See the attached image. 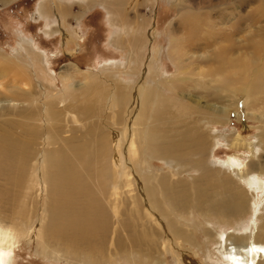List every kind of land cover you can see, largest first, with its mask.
I'll list each match as a JSON object with an SVG mask.
<instances>
[{
  "label": "bare ground",
  "instance_id": "obj_1",
  "mask_svg": "<svg viewBox=\"0 0 264 264\" xmlns=\"http://www.w3.org/2000/svg\"><path fill=\"white\" fill-rule=\"evenodd\" d=\"M178 1L180 0H175V3ZM135 5L136 0H116L103 6L108 13L110 23L124 29L123 24L128 22L127 11ZM47 10L40 5L36 8L41 17L48 18V14L43 12ZM59 13L61 14V11ZM144 23L146 22L142 25ZM197 23L199 24L189 21L193 32L186 37V49L182 44H176L177 34H171L173 37L169 39L168 52L174 55L172 61L175 64L176 74L170 78L162 77L160 74L161 62L156 55L158 59L150 58L147 67L143 65L141 58L137 60L138 64H135L134 69L129 70L130 66H128V72L136 74L138 78L141 76L135 83L124 81L120 72L112 69L107 75H91L85 72L78 73L72 67H67L65 69L74 76L63 73L59 77L62 90L54 91L57 82L45 69L44 57L33 50L28 42L19 44L24 55L6 57L0 54V104L16 105L23 102L31 106L28 110L16 112L14 117L18 120L11 119L10 116V119L6 117L8 128L0 130V180H5L8 183L6 186H10L9 191L6 187L0 193L2 199L0 203L6 201L11 210L8 218L17 219L23 225V228H19L15 223L10 227L0 225V264L8 263L14 244L18 237L24 235L38 239L47 249L48 246L57 247L66 256L77 259L84 257L92 262L103 257L106 254L103 248L107 240L106 231L109 223L106 211L108 205L105 206L104 201L107 200V204L110 205L107 208L112 207L116 218L118 204L124 205L122 202L127 199L123 201L119 197L124 185L132 188L133 195L129 198L134 215H140L144 210L152 221L158 222L161 230L169 226L170 232L163 236L175 249H181L183 244L188 242L187 235L181 229H172L161 219L164 213L160 207L166 206L173 213H175L173 210L189 211V201L202 200L203 185L220 192H222L221 188L228 189L231 185L226 177L214 179L215 182H212L207 173L195 186V182L187 185L179 181L176 173L157 178L152 174L153 172L147 171L152 165L149 158L179 161L208 149L210 136L207 138L203 134V127L199 125L200 120L195 121L194 116L202 113L200 110L187 112L182 109V106L187 105H181L184 100L183 94L181 98H177L179 92H186V88L190 89L189 92L196 91L200 87L199 80L204 81L205 78L212 76L211 84L214 85L212 87L215 92L211 93L209 88L202 86L203 91L208 93L207 97L214 100L222 99V96L217 94L219 92L220 95L224 94L228 98L227 101L234 106V100L243 96L242 105L245 108H248L250 101L255 102L256 98L264 99V66L257 67L258 69L251 68L252 62L246 58L239 60L246 66L237 65L234 60L227 57L229 52L227 47L219 48L215 56L216 66L211 67V70L207 69L212 75L204 73L199 67L191 69L200 61L198 58L195 60L188 58V50L194 46L199 29H205L203 21ZM135 27H131L134 33L138 30ZM167 30L169 31V28ZM64 35L67 38L68 34ZM213 35L216 37L215 34ZM122 36H124L123 32L120 37L115 36L113 39L117 47L126 44L122 42ZM145 38L147 39L146 35ZM137 44L141 46L144 44V36L141 40L140 37L135 36L129 46L134 48ZM256 47L255 54L259 53L264 60V48ZM126 48L128 49V46ZM236 66L239 68L237 69ZM80 81L84 83L77 84ZM168 92L177 94L169 98L166 96ZM184 94L186 96L188 93ZM173 99H176L177 103H174ZM58 105L64 107L58 109ZM116 108L119 109L118 112L115 111ZM107 111L111 112L112 119L116 117V121H110L112 125L105 116ZM67 115L74 123L81 119V126L86 121V127L82 129L83 135L73 134L69 135V138H64L60 123L66 120ZM219 117L207 119V124L225 121ZM114 126H120V129ZM239 140L235 138L234 143H241ZM125 155L128 158L126 161L128 168L122 162ZM259 166V173L264 172V166ZM241 172H244V168ZM126 176L128 181L124 182L123 178H127ZM12 188H16L14 192ZM197 191L201 194L196 195L199 194L196 193ZM41 192L46 195L38 200V193ZM33 196L37 209L31 207ZM122 208L120 207L119 210ZM142 227L143 231L140 230L137 241L143 240L142 243L146 244V236L152 230L148 229L149 227ZM116 232H118L117 228H114V235ZM230 238H219V251L228 264H264L263 239L258 240L254 237L247 239L245 243L243 237L235 238V241ZM115 244L114 239V246ZM120 246H124L122 242ZM124 248L126 247H122Z\"/></svg>",
  "mask_w": 264,
  "mask_h": 264
},
{
  "label": "rangeland",
  "instance_id": "obj_2",
  "mask_svg": "<svg viewBox=\"0 0 264 264\" xmlns=\"http://www.w3.org/2000/svg\"><path fill=\"white\" fill-rule=\"evenodd\" d=\"M110 1L116 0H0V54L6 57L16 54L24 55L19 44L28 42L33 50L38 51L44 57L45 69L49 75H53L57 82L54 91L62 90L59 77L63 73L74 76L72 72L65 69L67 67H72L78 73L85 72L91 75H107L112 69L119 71L121 79L124 81L135 83L141 76L138 78L136 74L128 72L127 69L128 66H130L129 70L134 69L140 58L143 65L147 67L151 59L158 57L161 62L160 74L162 77L170 78L176 74V68L172 61L174 55L168 52L169 39L177 34L176 44H182L186 49V37L193 32L189 24V21L192 20L196 24L202 21L205 24L203 25L205 29H199L194 46L188 50V58L193 60L198 58L200 61L197 66L191 68L192 70L199 67L204 73L211 74L207 69L211 70V67L216 66L215 56L220 47L229 48L227 57L234 60L237 65H243L244 63L239 60L246 58L252 62L251 68L258 69L264 66L262 55L254 52V49H257L256 46L264 48V9H262L264 0H180L178 3H175V0L144 2L136 0L137 6L135 5L134 8L127 11L128 22L123 24L124 29L110 23L108 13L103 6ZM39 5L49 11L53 10L52 12L43 11L48 14V18L47 16L41 17L36 11ZM143 22L146 23L142 25ZM133 26H136L137 32L139 31L136 32L137 35L132 32ZM122 32L124 35L122 42L126 44H124L125 47L123 45L117 47L113 43V39L115 36L120 37ZM64 34H68L67 38ZM141 35L144 36L142 46L139 44L134 48L129 46L132 38L136 36L141 40ZM128 41L129 43H127ZM127 46L128 49L130 48L129 50L126 48ZM244 65L246 66V64ZM236 68L239 67L236 66ZM29 77H32L31 74ZM211 77L205 78L204 81L199 80L200 87L196 91L189 92L190 89L186 88V92H179L181 95L179 94L177 97L181 98L183 94L184 102L181 105L187 106H182V109L187 112L200 110L202 113V115L195 114L194 116L195 121L200 120L199 125L203 127V134L207 138L210 136L212 140H210L208 149L203 153H195L179 161L149 158L152 165L151 169H147L149 173L153 172L152 174H155L157 178L176 173L178 180L187 185L195 182L196 186L198 180L206 173L212 182L224 177L228 178L230 182L231 187L221 188L222 192L203 185L202 200L199 202L189 201V211L176 212L173 210L175 212L173 213L166 206L160 207L164 213L161 215V219L165 223L167 222L172 229L179 228L187 235L188 242L184 243L181 249H175L163 236L170 232L169 226L161 230L158 222L152 221V218L144 210H142L143 214L142 211L140 212L141 217L139 214V216L133 214L129 198L133 195L132 188L124 185L119 192V197L123 201L127 198L125 201L128 200V202H122V204L124 203V205L121 204L122 206L118 204L116 218L113 215L112 207L107 208L110 205L107 204V200L104 201L105 206L108 205L106 211L109 223L106 231L107 240L103 248L106 254L103 257L92 262L84 257L77 259L73 256H66L57 247L48 246L49 249H47L38 239L32 238L31 235H24L18 237L7 264H228L221 255L222 252L219 251V238L231 237L230 239L235 241V238L243 237L245 243L247 239L250 240L254 237L264 240V172L259 173V165L264 166V99L256 98L255 102L252 101L253 103L250 101L247 109L242 105L243 96L234 100V106L227 101L228 98L224 94L220 95L219 92L217 94L222 96V99L214 100L207 97L208 93L204 92L202 88L204 85L205 88H209L211 93L215 92L212 87L214 85L211 84ZM39 78L41 79V77ZM80 83L84 82H77V84ZM193 84H196L195 81ZM184 93L188 94L185 96ZM176 94L168 92L166 96L172 98ZM176 99H173L174 103H177ZM33 106L36 109V106ZM62 107L64 105H58L57 108L61 109ZM30 108L28 103L23 104V102L16 105L0 104V130L8 128V118L6 117L10 116L11 119L18 120L14 117L16 112ZM115 111L118 112L119 109L116 108ZM105 113L108 122L116 119V117L112 119L110 111ZM178 115L176 114V116ZM78 117L81 118V116ZM215 117L225 121L207 124V119ZM69 121L67 115L66 120L60 123L64 138H69V135L73 134L83 135L84 130L82 129H85L86 121L83 125L84 128L81 126V119L76 123ZM117 129H120V126ZM235 138H239L241 143L235 144ZM127 159L125 155L122 162L128 168ZM243 168L244 172L240 173ZM126 177L123 178L124 182L128 181V176ZM130 178H132L131 175ZM4 181L0 180V184H2L0 193L6 187L8 191L10 190V186H6L8 183ZM15 189L12 188V192ZM191 192L193 194V191ZM196 193H199L196 195L201 194L199 191ZM45 195L42 192L38 193V200ZM34 197H32V201L35 200ZM2 202L0 203V225L10 227L12 223H15L19 228H23L22 223L17 219L8 218L11 214L10 205L4 200ZM31 207L38 208L34 201L33 204L31 203ZM120 207L123 208L119 210ZM165 212H168L169 215ZM115 219H119L118 223ZM142 226L152 230L146 236V244L142 243L143 240L137 241L138 234L143 231L141 230ZM114 228H117L118 231L116 235L113 233ZM223 235L224 237H222ZM120 242L124 245L122 247L126 248L122 249ZM128 245H130L129 248ZM254 262L256 263L255 260Z\"/></svg>",
  "mask_w": 264,
  "mask_h": 264
}]
</instances>
